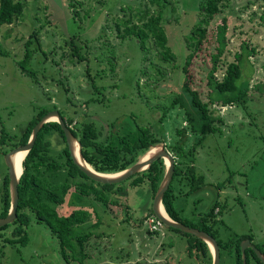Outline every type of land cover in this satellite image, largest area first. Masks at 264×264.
<instances>
[{
  "label": "rangeland",
  "instance_id": "obj_1",
  "mask_svg": "<svg viewBox=\"0 0 264 264\" xmlns=\"http://www.w3.org/2000/svg\"><path fill=\"white\" fill-rule=\"evenodd\" d=\"M22 1V15L10 25H0V135L5 128L10 135L19 136L36 108L54 105L73 119L72 126L93 122L104 138H110L112 129L116 132L120 128L122 135L134 140L139 126H151L176 161L195 165L197 176L205 179L204 187L229 182L220 190L219 201L224 209L219 215L222 222L215 228L219 239L234 244L239 236L248 234L264 249V0H224L227 7L212 20L203 49L188 68L192 88L203 100L209 99L210 58L216 51L215 31L223 15L228 16L229 41L216 76L223 79L229 65L236 62V55L242 53L243 43L255 50L243 51L242 72L237 79L238 86L250 83L246 108L237 103H216L213 109L224 121L216 122L220 130L207 134L201 142L197 116L185 95L178 98L185 79V35L196 24L201 0H169L165 25L175 59L168 63L152 40L146 45L151 60L145 61V52L136 39L118 35L117 16L125 13L133 23L138 19L141 2L145 8L147 1ZM70 2L76 5L79 17H73ZM130 5L132 9L121 11L122 6ZM150 8L153 11L156 7ZM124 28L121 25V33ZM35 31L41 43L39 47L36 42L33 45L31 66L37 72L33 78L23 71L20 60L25 56V42ZM74 44L88 58L79 61L73 57ZM93 83L102 88L95 92ZM225 96L218 94L221 99ZM51 139L55 149L62 150L63 138L56 133ZM4 146L0 144V217L4 179L9 174ZM127 185L128 181L125 191L115 194L124 202L121 204L106 206L100 201L92 203L89 198L79 203L73 191L67 196L69 203L60 207L63 214L81 205L92 211L76 228L77 233L93 232L85 242L84 251L91 254L84 263L66 261L58 237L31 213L25 244L4 242V237L13 238L14 225L0 230V264H169L171 258L177 262L170 264H200L196 252L189 250L188 236L169 231L165 225L158 235L149 233L147 224L141 221L149 206V191L145 186ZM188 185L186 180L180 183L178 177L173 180V186L185 192L175 199V208L181 219L198 224L209 198L199 203L200 195L194 198L196 192L187 194ZM95 211L102 220L100 224ZM221 253V264H234L231 249L222 248Z\"/></svg>",
  "mask_w": 264,
  "mask_h": 264
},
{
  "label": "trees",
  "instance_id": "obj_2",
  "mask_svg": "<svg viewBox=\"0 0 264 264\" xmlns=\"http://www.w3.org/2000/svg\"><path fill=\"white\" fill-rule=\"evenodd\" d=\"M142 1H147V3L145 8H143L144 6L141 2V7L138 9L137 21L132 23L133 19H126L125 13L117 16L119 19V22H116L118 35L123 39H136L141 49L145 52V61L150 59L149 48L146 46L147 41L152 40L157 48L161 50L163 61L168 63L175 59V53L172 51L171 45L169 44V36L165 25L169 20L167 15L170 4L169 0ZM147 4H149V6ZM151 5L156 7L155 10L152 11L150 8ZM24 7L25 3L22 0H0V25H10L14 23V21L22 15ZM74 7H76L74 3L70 2L68 4V8H72L73 17L77 18L80 16V13L77 8L74 9ZM225 7H227V5L224 4V0H201L199 8L197 9L196 24L190 29L189 33L185 35L184 41L187 49V58L183 66L185 79L183 81V89L180 92L182 94H180L178 98L185 95L192 111L197 116V123L200 125V132L202 133L198 142H201L207 134L215 133L220 130L216 122L219 121L222 123L224 120L217 115L213 109L216 103L224 106L237 103L241 107L246 108L250 98V83H246L242 86H238L237 84V79L241 76L242 72L241 60L243 59V51L250 50L251 52H255L254 49H250L247 43H243L242 53L236 55V62L229 65L223 79H219L216 76L220 68V60L227 49L229 41L227 37L229 26L227 15H223L221 23L216 26L215 41L217 42V46L216 51L211 55V67L208 73V84L210 86L209 99L203 100L199 92L194 90L190 85L188 68L194 57L203 49L212 20L216 15L222 14ZM129 8L132 9V6H122L121 11L126 12ZM88 15L89 13H86L85 16ZM261 19L264 21V13L261 15ZM80 20L82 22L83 18L81 17ZM121 25H125L123 33H121ZM72 38H74V36ZM34 42L38 43V47L40 46L41 42L36 31L32 33L31 37L25 42V56L20 60L23 71L27 72L33 78L37 74L35 69L31 66V60L35 52L33 48ZM72 47L73 57H78L79 61L88 58V56L86 57L85 54L81 53V47L75 44ZM87 64L89 66V63ZM158 69L160 70V67H158ZM87 71L89 72V68ZM160 74H162V72ZM93 88L96 92L102 87L96 86L93 83ZM218 94L226 96L221 99L218 97ZM92 99L93 98L89 99V101ZM36 109V114L28 121L25 129L19 136L10 135V133L3 128V134L0 135V144L6 147L4 153H7L18 145L26 144L31 137L35 125L49 111L58 109V106L54 105L52 108L41 107ZM58 110L64 117L67 125L71 127L72 132L79 138L85 159L99 172L115 173L122 171L137 162L139 157L152 145L164 142V139L159 136V133L154 132L153 127L145 125L138 127L140 130L139 135L138 138L134 140H132L129 135H122L120 128H117L116 132L112 129L110 138L107 135L104 138L102 130L98 129L95 123L89 121L82 123L78 127L72 126L73 119H68L62 109ZM189 117L192 119L195 118L194 115ZM112 125L116 124L113 123ZM178 132H180V130ZM56 133H58L65 142L64 147L60 151L55 149L51 139V136ZM178 154L182 155V152H178ZM23 165L24 173L19 183L20 200L18 217L14 222L0 227V230H4L14 225L12 231L13 238L4 237V242L9 241L10 243H14L20 241L23 244L27 242L28 234L26 228L32 222V213L38 222L47 224L52 233L58 237L61 244V252L66 261H80L81 263H84L88 255L91 254L84 251V248L85 242L91 238L93 232L87 231L77 233L76 228L81 226L92 215V211L86 206L81 205L74 208L69 213H60V207H63L67 202L69 203L67 199L69 193L72 195L71 193L74 191L73 193H76L75 200H78L79 203L89 198L92 203L94 201H100L106 206L121 204L124 202H120L116 199L115 194L125 191L126 181H128V185L132 188L145 186L151 193L152 198H154L165 171L164 159L159 158L154 161L148 169L134 174L125 181L119 183H100L95 181L88 177L86 173L74 163L65 139L64 131L57 121H50L43 125L38 133L34 147L27 155ZM176 177L179 178L180 183H183L184 180L188 182L190 189L187 191V194L207 185L203 176H197L195 165H190L183 161H176L173 180ZM173 180L163 199L168 214L174 220L199 228L213 235L217 239L220 249H231V253L234 256V264H242L243 254L241 242L245 239L252 240V235H241L236 239L234 244L229 242L224 243L219 239L218 231L215 228L222 222L219 215H221L224 209V204L219 200L213 203L209 211L200 215L198 224L188 223L181 219L175 208V199L179 194H185V192L182 189H176L175 186H173ZM227 183L229 182L224 181L218 183L214 187L218 190H222L226 187ZM9 184L10 179L8 174L3 184V210L1 217L8 214L11 206ZM71 202L74 203V201ZM94 214L96 216V222H98L97 224H100L102 222L101 218H99L96 211ZM150 215H154L152 206L148 208L146 214L142 216V223H144V220ZM166 228L188 236L189 250L191 252L196 250L199 256H208L212 261L210 248L204 240L174 227L166 226ZM159 232V230H149L151 235H158ZM256 246L264 252V249H262L259 244H256ZM246 255L247 264H264L254 249L248 248L246 250Z\"/></svg>",
  "mask_w": 264,
  "mask_h": 264
},
{
  "label": "water",
  "instance_id": "obj_3",
  "mask_svg": "<svg viewBox=\"0 0 264 264\" xmlns=\"http://www.w3.org/2000/svg\"><path fill=\"white\" fill-rule=\"evenodd\" d=\"M50 121H57L61 125L74 163L77 166H79V168L82 171H84L88 177L100 183H119V182L125 181L126 179L130 178L134 174L148 169L151 166V164L157 159L163 158L165 160V171H164V176L162 178V181L154 197V201H153L154 214L167 227H174V228L180 229L184 232L190 233L204 240L210 248L212 258H213L212 264H221V249H220V245L217 239L206 231L200 230L199 228H196V227H192L183 222L174 220L168 214L165 208V205L163 203L164 195L174 178L175 167H176V156L167 150V148L165 147V143L161 142L160 144L152 145L144 153V155L138 159L137 162H135L133 165H131L130 167L122 171L115 172V173L99 172L93 166H92L93 168L87 167L85 164H83L78 159L77 154H76V144L77 143L79 144V151H80L81 158L86 163L91 165L85 159L83 155L82 144L79 138L75 136V134L72 132L71 127L67 125L64 117L61 115L58 109H53L49 111L47 114H45L41 118V120L35 125L32 131L31 137L26 144L18 145L17 147L11 149V151L5 154L6 165L8 166V169H9V179H10L9 187H10V198H11L10 205L11 206H10L8 214L4 217H0V227L14 222L18 217V208H19V200H20L19 183H20L21 176L24 173L23 162L26 159L29 152L33 149L40 129L43 127L45 123L50 122ZM153 147H158L159 149H157L154 153H152V155L145 158V156L149 153V151ZM20 151L25 152V157L22 161V167L20 171H17V168L15 167L14 162H13V156ZM167 159L169 160V163H167L166 161ZM162 208H164L165 213L162 211ZM248 247H251L252 249H254L258 257L264 263V252H262L250 239H245L241 242V248H242V254H243L242 264H247L246 249Z\"/></svg>",
  "mask_w": 264,
  "mask_h": 264
},
{
  "label": "crops",
  "instance_id": "obj_4",
  "mask_svg": "<svg viewBox=\"0 0 264 264\" xmlns=\"http://www.w3.org/2000/svg\"><path fill=\"white\" fill-rule=\"evenodd\" d=\"M207 191H206V190ZM222 191V190H221ZM194 192H196L197 193V195L194 197V198H196L198 195H200L201 196V198L199 199L198 197H197V201H199V203L200 202H202V200H204L205 198H209L208 199V201L206 202L207 204H203V211L202 212H200V214H202V213H205V212H207V211H209L210 210V208H211V206L213 205V203H215V201L216 200H220L219 199V196H220V190H218V189H216L215 187H210V186H208V187H200L199 189H197L196 191H194ZM193 192V193H194ZM149 193V195H148V202H149V206L148 207H146L145 209H144V214H143V216L146 214V212H147V210H148V208H150L151 206L153 207V201H154V198H152V195H151V193L150 192H148ZM206 196V197H205ZM177 199V198H176ZM162 230V229H161ZM160 230V231H161ZM169 231H173V230H170V229H168ZM169 231H167V233L169 232ZM164 233V232H163ZM167 233H165V234H167ZM251 240V239H250ZM255 245H256V243L254 242V239H252L251 240ZM248 248H251V247H248ZM247 248V249H248ZM246 249V250H247ZM195 252H196V250H194ZM198 252V251H197ZM196 252V255H197V257H198V259H199V263L200 264H212L213 263V258H212V261H211V259L207 256V257H204L203 255H201V257L198 255V253ZM171 262H174V263H176L177 261H176V259L175 258H171ZM170 262V263H171ZM169 263V264H170Z\"/></svg>",
  "mask_w": 264,
  "mask_h": 264
},
{
  "label": "bare ground",
  "instance_id": "obj_5",
  "mask_svg": "<svg viewBox=\"0 0 264 264\" xmlns=\"http://www.w3.org/2000/svg\"><path fill=\"white\" fill-rule=\"evenodd\" d=\"M157 149H159L158 147H153L149 153L145 156V158H147L148 156L152 155V153H154ZM76 154H77V157L78 159L83 163L85 164L87 167H90V168H93L92 165H89L88 163H86L82 158H81V155H80V151H79V144L77 143L76 144ZM25 157V152L24 151H20L18 153H16L14 156H13V162H14V165L15 167L17 168V171H20L21 167H22V161ZM167 163H169V160L167 159L166 160ZM162 211L165 213L164 211V208H162Z\"/></svg>",
  "mask_w": 264,
  "mask_h": 264
},
{
  "label": "built area",
  "instance_id": "obj_6",
  "mask_svg": "<svg viewBox=\"0 0 264 264\" xmlns=\"http://www.w3.org/2000/svg\"><path fill=\"white\" fill-rule=\"evenodd\" d=\"M144 222L151 231L160 230L163 227V222L155 214L147 217Z\"/></svg>",
  "mask_w": 264,
  "mask_h": 264
}]
</instances>
